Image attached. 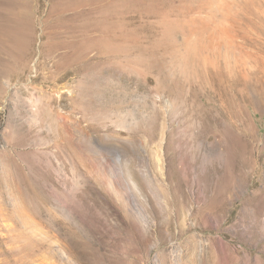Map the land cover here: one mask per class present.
I'll use <instances>...</instances> for the list:
<instances>
[{"label":"rangeland","instance_id":"rangeland-1","mask_svg":"<svg viewBox=\"0 0 264 264\" xmlns=\"http://www.w3.org/2000/svg\"><path fill=\"white\" fill-rule=\"evenodd\" d=\"M0 264H264V0H0Z\"/></svg>","mask_w":264,"mask_h":264}]
</instances>
